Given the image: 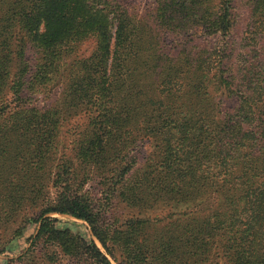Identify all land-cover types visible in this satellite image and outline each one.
I'll use <instances>...</instances> for the list:
<instances>
[{"label":"trees","instance_id":"16d2710c","mask_svg":"<svg viewBox=\"0 0 264 264\" xmlns=\"http://www.w3.org/2000/svg\"><path fill=\"white\" fill-rule=\"evenodd\" d=\"M235 1L159 0L156 18L169 16L172 31L201 27L225 38ZM249 4L244 46L168 49L118 0H0V211L16 215L29 202L36 211L20 216L16 235L39 224L14 259L41 244L48 261L57 251L74 264H111L106 254L117 253L118 264H191L209 261L210 248L231 264H264V0ZM89 38L95 48L71 61L59 99L38 107L59 55ZM27 43L39 52L34 67ZM76 108L88 123L73 158L55 165L59 125ZM141 135L154 140L144 160L134 147ZM115 199L131 209L166 201L197 210L149 237L146 219L102 221ZM49 213L85 220L106 254Z\"/></svg>","mask_w":264,"mask_h":264},{"label":"rangeland","instance_id":"374dc122","mask_svg":"<svg viewBox=\"0 0 264 264\" xmlns=\"http://www.w3.org/2000/svg\"><path fill=\"white\" fill-rule=\"evenodd\" d=\"M118 1L120 3H124L128 10L134 14L137 19H145L146 23L154 28V32L158 36L161 35V42L162 44H165L168 49H172L174 46L182 43L207 44L210 47H215L220 45V43L223 45L224 42L227 46L228 44H233V46L236 44L240 47L248 42V39L246 38H248L250 34L247 28L248 24H250L249 0L235 1L233 11L235 14V25L225 38L217 35L204 34L201 27H194L189 31H172L171 28H173V25L169 16H165L162 19H159V21L156 18V6L159 0ZM153 20L155 23L157 22L158 27L154 26ZM94 48L95 40L93 38H89L78 43L73 49L69 50V52L63 51V53L59 55V59H57L59 63L58 65L60 66L58 75L52 80V82L48 83L46 87L43 88V92H40L34 97L35 103L38 107L43 109L47 108L59 99L66 80V70L70 66L71 61L77 57L90 55L93 52L92 49ZM25 52L26 57L30 60V66L34 67L35 64L38 63L39 52H37V49H35L30 43H27ZM75 110H71L68 118L59 125L60 146L59 152L57 156H55V165L60 163L62 160L73 158V146L75 145V139L78 136L80 137V133L85 129L88 123L87 110L83 108H76ZM153 145L154 140L150 136L141 135L137 138L134 147L138 150L140 160H144V158L152 152ZM90 186L91 183L86 185L87 188ZM90 190L93 193H97V189L94 187H90ZM48 192L53 193L51 188H48ZM96 207L98 208V206ZM196 210L197 207H194L192 203L185 204L166 201L153 203L141 210L131 209L125 206L124 203L115 199L112 204L103 209V211H105V217H103L104 220L102 221L111 223L112 221L117 220V222H120L130 216H137L148 221L146 229L147 232L145 233L146 236H149V234L153 236L157 235L156 231L159 230H164V232H166L167 228L170 225H173L174 220L191 215L193 212H196ZM35 211L36 208L31 206L29 202L26 205H23L22 208H19L16 215L13 214L10 216V214H3L0 211V264H74L57 251H54L56 252L55 256H57L56 260L48 261L44 256V251L40 250L41 244L35 246V248H37L34 253L27 258V260L19 262L14 259L30 246L33 237L37 234L39 228L38 223L27 222L24 225L22 233L20 235H16V231L18 230L17 228L20 226V216L25 212H31L32 214ZM47 216L57 218L56 225L58 227L70 228L74 233L80 234L86 239H92L96 246L105 253L101 243L95 236H93L92 231L85 220L78 219L69 214L49 213ZM145 241L150 242L154 240ZM50 250L53 251V248L50 247ZM212 250L213 248H210L211 258L209 261L205 260L203 262L199 261L196 263H192L190 260L189 261L191 264H231L230 260L222 252L218 251V248H214L213 252H211ZM106 255L111 264H118V262L121 261L124 263L123 258L118 253L116 254L117 260H114L108 254ZM156 260L157 257L153 259L151 257L147 261V264H155Z\"/></svg>","mask_w":264,"mask_h":264}]
</instances>
